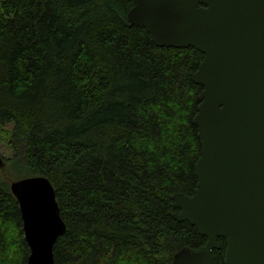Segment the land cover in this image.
Instances as JSON below:
<instances>
[{
  "label": "trees",
  "instance_id": "trees-1",
  "mask_svg": "<svg viewBox=\"0 0 264 264\" xmlns=\"http://www.w3.org/2000/svg\"><path fill=\"white\" fill-rule=\"evenodd\" d=\"M133 0H0V264H27L17 179L46 176L67 230L56 264H173L207 241L174 217L194 195L204 54L158 46ZM8 176V177H7ZM216 264H225L219 238Z\"/></svg>",
  "mask_w": 264,
  "mask_h": 264
},
{
  "label": "water",
  "instance_id": "water-1",
  "mask_svg": "<svg viewBox=\"0 0 264 264\" xmlns=\"http://www.w3.org/2000/svg\"><path fill=\"white\" fill-rule=\"evenodd\" d=\"M129 20L158 46H193L204 54L193 78L203 86L194 123L202 153L194 195L177 192L174 217L207 241L185 246L173 264H264V0H133ZM26 242L27 264H56L54 244L67 230L46 176L11 183Z\"/></svg>",
  "mask_w": 264,
  "mask_h": 264
},
{
  "label": "rangeland",
  "instance_id": "rangeland-1",
  "mask_svg": "<svg viewBox=\"0 0 264 264\" xmlns=\"http://www.w3.org/2000/svg\"><path fill=\"white\" fill-rule=\"evenodd\" d=\"M0 154H2L4 156L5 161L6 160L8 161V158L12 154L11 150L9 149V147L6 143V139L2 133H0ZM9 164H10L9 162L3 163V165H2V167H4L3 172H4L5 176H6V174L9 175L11 181L13 182V181L18 180V179L15 177V175L10 173Z\"/></svg>",
  "mask_w": 264,
  "mask_h": 264
}]
</instances>
